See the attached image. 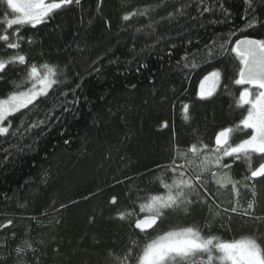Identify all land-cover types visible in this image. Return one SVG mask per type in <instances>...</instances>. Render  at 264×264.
Masks as SVG:
<instances>
[{"label":"trees","instance_id":"obj_1","mask_svg":"<svg viewBox=\"0 0 264 264\" xmlns=\"http://www.w3.org/2000/svg\"><path fill=\"white\" fill-rule=\"evenodd\" d=\"M15 16L0 0V36L19 45L0 40V60L25 56L0 72V98L30 88L33 65L54 68L57 82L0 135V264H136L146 242L185 227L264 243V177H251L264 157L217 165L214 151L247 114L232 49L264 40V0H74L36 27L9 28ZM213 71L216 89L199 96ZM160 179L190 181L181 199L191 203L141 232L140 206L165 192Z\"/></svg>","mask_w":264,"mask_h":264},{"label":"snow or ice","instance_id":"obj_2","mask_svg":"<svg viewBox=\"0 0 264 264\" xmlns=\"http://www.w3.org/2000/svg\"><path fill=\"white\" fill-rule=\"evenodd\" d=\"M74 0H6L7 7L16 13L14 19L7 21V26L13 25H36L45 21L56 10L65 5L72 4ZM79 3V0H75ZM129 19L128 16L124 17ZM0 40L7 42V47L16 49L17 43L9 42L8 35L0 36ZM236 59L239 61V78L234 81L236 85H248L240 93L237 102L238 107L248 105L246 117L241 121L242 127L235 130L229 128L221 131L216 138V153L221 155L216 157L215 163L219 165L223 157L231 156L240 159L241 156L250 158L254 154L264 157V40L241 39L236 41L232 49ZM25 63V56L17 55L9 61L0 60V72H3L9 63ZM43 71L37 66H31L28 78L25 83H30L27 90L14 91L6 97L0 98V135H7L9 126L5 121L9 117L20 113L33 105L38 97L46 95L47 91L57 80V71L48 65L42 66ZM220 73L213 71L205 77V83L212 81L215 87ZM21 88V85H17ZM251 89H256L252 92ZM204 84L201 85V96L205 95ZM211 89L207 95H211ZM187 107H185V112ZM250 129L248 138L241 140L234 146L229 143L230 136L234 131H244ZM226 146V147H225ZM193 154L200 150L193 145L190 149ZM209 163L206 158L203 162ZM215 175V173H213ZM251 177H264V163L251 171ZM221 187L227 183H232L231 179L224 177L217 181ZM160 184L165 189L163 194L151 195L147 202L140 206L141 212L149 215L144 219H138L135 227L141 232L151 229L156 225L157 220L162 218L167 209L179 206L181 203H191L184 197L183 189L193 187L188 180H176L172 184H167L160 179ZM234 187V185H233ZM115 202V201H113ZM249 207H252L249 204ZM131 215V213H129ZM124 219V215H121ZM264 264V243L254 236L235 239L225 242L214 236H205L201 230L194 227H185L179 230H170L157 235L146 242L140 253L136 256V264Z\"/></svg>","mask_w":264,"mask_h":264},{"label":"rangeland","instance_id":"obj_3","mask_svg":"<svg viewBox=\"0 0 264 264\" xmlns=\"http://www.w3.org/2000/svg\"><path fill=\"white\" fill-rule=\"evenodd\" d=\"M17 15V14H16ZM16 17V16H15ZM246 39V38H245ZM248 39V38H247ZM234 47H235V45H234ZM207 76H209V75H207ZM217 83H218V80L216 81V83H215V87H213V84H212V81H208L207 83H205V77L202 79V81L200 82V85H199V89H198V93H199V96H201V85L202 84H204V91H205V95L203 96V97H205V96H208L207 95V91L209 90V89H211V92L213 93L214 92V90L216 89V86H217ZM246 87H250V86H248V85H245ZM251 91L252 92H255L256 91V89H251ZM42 96V95H41ZM202 97V96H201ZM242 125V124H241ZM215 175H217V179L218 180H221L222 178H224V177H226V176H224V175H220V174H215ZM147 215H149L147 212H145Z\"/></svg>","mask_w":264,"mask_h":264}]
</instances>
